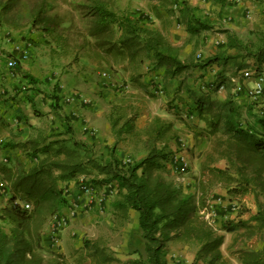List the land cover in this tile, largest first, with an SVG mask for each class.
<instances>
[{"label":"trees","instance_id":"16d2710c","mask_svg":"<svg viewBox=\"0 0 264 264\" xmlns=\"http://www.w3.org/2000/svg\"><path fill=\"white\" fill-rule=\"evenodd\" d=\"M17 1L0 0V24L15 27L18 19L13 11ZM231 1L234 0H215L220 6ZM251 1L264 6V0ZM180 2L190 37H200L213 28L209 19L194 15L184 0ZM50 7L48 0H28L29 26L50 37L57 46L67 48L64 19L51 13ZM80 8L88 18V25L80 36L76 55L85 49L84 56L105 62L109 57L119 58L136 66L145 58L152 59L153 70L163 67L164 80L203 70L223 59V54L231 49L236 53L234 59L253 61V66L240 62L238 70L251 67L257 74L264 62V31L257 34L255 42L248 43L225 31L223 53L196 62L191 58L181 59L179 48L160 30L139 22L149 16L134 19L118 13L110 0H90ZM155 16L162 18L157 11ZM19 68L17 65L16 69ZM20 74L27 84L39 83L23 71ZM184 80L185 77L176 92L184 91L192 100L191 106L187 104L189 112L195 113L205 124L201 137L213 138V154L207 156L204 167L217 158L225 159V169L209 167L210 173L227 188L230 196L237 198L253 193L255 197L257 209L253 215L237 221L223 220L220 230L241 229L248 238L256 236L262 243L259 249L242 248L236 252L241 264H264V118L254 115L250 103L243 105L236 101L230 79L219 75L215 86L207 89L216 92L223 86L227 93L224 100L214 99L207 91L194 89ZM54 98L58 101V97ZM135 118V113L127 114L118 105L112 106L108 115L116 143L134 138L141 140L146 153L132 162L123 161L113 151L109 157L95 154L89 144L74 137L66 124L61 131L39 133L25 141H8L1 145L3 149L19 150L30 165L26 166L19 157L0 161V179L9 194V203L0 209V219L9 225L7 231L0 229V264H60L57 258L49 260L43 254L47 241L45 229L69 204L61 185L86 174L92 175L87 183L96 192L102 189L113 192L110 206L114 216L126 219L130 210L138 213V228L144 240L143 255L125 261L107 253L98 241L84 240V257L90 258L91 264H167V243L173 240L197 245L195 262L227 264L221 252L224 236L205 218L210 209L204 200L195 202L192 194H184L181 186L160 173L163 162L172 158L165 143L157 146L165 128L155 123L139 132L134 126ZM2 120L0 117V127L4 124ZM25 204L29 208H25ZM238 213L241 215L243 211Z\"/></svg>","mask_w":264,"mask_h":264},{"label":"rangeland","instance_id":"374dc122","mask_svg":"<svg viewBox=\"0 0 264 264\" xmlns=\"http://www.w3.org/2000/svg\"><path fill=\"white\" fill-rule=\"evenodd\" d=\"M87 1L89 2L90 0H48L49 5H51L50 12L60 15L64 19L65 31L63 33L68 39V44L67 48H61L60 46L58 47L51 38L44 40L33 39V41H35L33 50L27 60L28 62L25 61L24 64L34 68L35 73H37L41 81L38 89H40V91L42 90L45 95L41 94L31 106L27 105L26 108H21L20 115L23 116V119H21V116H18V112H13V98L16 96V94L13 96V82L8 83V81L1 80L0 89L4 88L5 92H0V117L3 119L2 121L4 123L0 127V161L4 162L10 157H19L26 166H29L30 162L20 154L19 150L3 149L1 145L8 141H25L30 137H35L39 133L49 134V132L54 129H60L62 126L59 124L63 122L60 118H64V123L71 127L74 137L77 140L89 144L95 154L109 157L110 152L113 151L120 159L126 161L129 159V162L136 161L146 153L143 150L142 143L140 142L141 140L137 141V139L134 138L119 140L116 143L115 137L111 132L114 141L107 142L109 135L105 134L104 130H102V138L99 141L97 137L93 136L95 133L91 136L82 129L76 131L73 129L74 123H71L70 120L67 119L66 114L62 112V117L55 116L56 113L54 111L59 108V104L58 101L55 102L54 96L58 97V99L61 97L63 99L62 101L68 104L65 99H75L71 94L77 91L90 100L88 104H84L88 105L85 110L90 112V117L94 116L96 111L99 112V108H95V104L100 103L102 109L106 111L103 114L104 117L101 116L100 119L99 116L97 117V122L99 124L98 129H103V125L106 122L105 119L109 122L108 115L112 106L118 105L123 108L127 114H136L134 126L139 132H143L146 126L155 123L165 128L157 146L165 143L167 145L166 151L172 158L171 161L168 160L163 162V168L160 170V173L167 180L181 186L184 194H192L195 202H199L201 199L204 200L205 205L212 210L210 212V223L224 236V241L221 246L224 260L227 264H241L240 256L236 251L242 248L258 249L261 242L256 236L248 238L241 229L233 232L220 230V225L223 220L237 221L240 218L247 219L253 215L257 209L255 197L253 193L238 196L237 198L227 194V188L222 183L218 182L209 171V167L225 169L227 166H223V159L217 158L214 162L209 163L208 166H206L207 168L204 167L208 161L207 156L213 154V138L203 139L201 137V132L205 130V124L198 117L190 114L189 109H186L187 104H190V102L187 103L186 98H188V96L186 92L181 91L177 93L174 91L173 95L168 97L166 95L167 93L164 92V81L156 78L155 75L149 80L150 78L145 76L149 70L146 71L142 63L138 66L135 65L127 68L119 58L109 57L106 62L103 63L109 66L101 65L93 69L96 73L95 77L97 80L99 77H102L101 75L104 71H110L113 77H116V72L119 73L115 68H120L121 71L125 73L129 71L128 74H125L126 79L118 75L121 78L119 82L115 84L117 87L111 90V97L96 90L95 85L97 82L95 81L97 80L92 82L94 85L93 90L90 89L91 86H85L81 82L79 88H72L66 96L60 94V90L68 91L67 86L61 87V85H58L59 76L68 72L67 66L74 64V67H69V70H71L69 72L70 74H74L76 69H78L79 73H81V71L85 72V68L88 69L84 64H81V61L86 58L82 53H85L86 50H81V53L79 52V54L76 55L78 52L76 46L77 44L79 45L80 36L84 34L88 25V18L83 16L80 5ZM110 1L112 2L113 9L116 8V12L118 13H121L122 9L130 5V1L145 3L150 18H155L152 15V10L154 6H157V0ZM161 1L163 4L169 5L170 7L173 3L177 2L178 6L177 8L175 7L176 12L174 13L180 17L177 24H182L183 26L186 15L184 11H180V7H183L181 6V0ZM214 1L215 0H211L212 5H214ZM184 2H186V5H189L190 0H184ZM229 6L230 9L228 8L227 11L220 16H217L216 13L218 12L214 9H210L208 15H200V13L193 12L194 15L198 17L209 19L213 23V28L204 31L200 37H190L188 33L186 34L188 37L187 39L181 37V40L184 39L183 43L191 44V47H193V53L190 54L192 55V57L190 56L191 59L196 62H201L207 57L223 53L224 45L222 44V38L226 34L225 31H229V29L216 28L217 23L220 25H236L239 31L235 29V31L230 32L234 33L244 43L255 42L257 34L264 31L263 5L254 3L251 0H234L229 3ZM171 9L172 8H167L165 10L164 7H160L163 18L159 19L156 17V19H153V22H157L158 27L148 25L162 30L170 41H172L170 23L171 21L174 22L172 16L173 10ZM28 10V0H19L16 2L13 11L14 14H17L16 16L18 19L15 27L3 23L0 24V55L11 49L14 38L20 41L29 38L31 31H29ZM247 11H250V15H247ZM8 36H11L12 39L8 40ZM178 47L181 48L182 44ZM34 48H36V50H34ZM202 52L205 54L210 52V56L207 55L204 59H198L197 54L200 55ZM235 55L236 53L234 50H228L223 54V59L225 60L221 59L219 62H214L207 66L210 70L212 67L215 69L217 68L216 73L212 76L213 81L215 83L219 75L221 77L231 78L233 81L231 82L235 84V87L237 86V89L232 92V94L235 95L236 101L243 105L250 103L254 108V115L257 114L259 116L260 113H262L264 116V96L256 100H252V98L249 99L248 97V91L254 84L248 85L247 81H252L253 79L256 81V76L255 78L251 76L248 80L243 74V72L247 70L238 71L236 67L239 61L233 58ZM15 56L18 57V54ZM179 56L181 59L185 56L180 49ZM187 58L188 57H186V59ZM61 60L66 61L65 64H63L64 66H61ZM144 60L148 59L145 58ZM79 61L80 63L78 64L77 62ZM22 65L23 63H18V66H20L18 71H21ZM112 66H115V68ZM2 69L1 67V73H3ZM250 69L252 68L250 67ZM65 70L66 72H64ZM79 77L86 78V75H80ZM183 77H185L186 83L190 84V74L189 76L183 75ZM239 80L242 81V84L245 80L243 86L240 85ZM86 82L87 81H85V83ZM14 84L16 85V83ZM17 84L20 85L21 83ZM26 85L27 83L24 82L20 87L15 88L20 92L23 88H26ZM26 89L23 91L26 92L28 90ZM225 91L223 90L220 92L224 93ZM234 92L236 94H234ZM101 95H103V97ZM211 97L218 100L224 99V95L218 97L217 91L213 92ZM46 99H53L51 101V107L47 104ZM48 109H51V111L49 112ZM49 114H52L53 119H50L48 116ZM143 115L146 117V125L142 128L139 127V123H141V117ZM28 118L33 121L32 123L37 125V127H31L29 123H27V132L25 133L24 130L19 128L18 122H25ZM157 119L159 120L158 122H156ZM253 120V117L250 116V121L253 122ZM85 124L87 123H82V127ZM88 125L90 126V124ZM90 127L93 128V126ZM61 130H63V127ZM84 139H89L93 141V143L91 144ZM180 156L184 157L188 163V167L185 170L176 168L173 162L174 158ZM91 176L90 174L80 175L75 181L82 180L83 182H87ZM61 187L63 191L65 189V196L69 204L67 207L61 209L56 220H51L46 226L45 234H47V236H45L50 240L51 235L48 233L55 221L61 224L58 243L48 245V242H45L44 244L45 250L43 254L46 259L50 260L57 258L60 264H91V259L84 257V240L98 241L101 246L105 247L107 253H111V255L117 257L121 261L143 255L144 240L141 238V232L133 219V212L130 211L126 219L114 216L112 214L110 200L104 198V189L97 192L94 191V194L91 196H81V194L78 193L77 183L71 182L69 186L62 184ZM79 201L83 202L79 203ZM8 203L9 194L6 185H4L0 187V209ZM234 205H239L240 209L234 211L232 209ZM75 207H77L76 213H72ZM239 211H243V214L239 215ZM8 228L9 225L0 219V229L7 231ZM196 250L197 245L194 243H185L180 240L170 241L167 243V264H203L202 261H194Z\"/></svg>","mask_w":264,"mask_h":264},{"label":"crops","instance_id":"0c3cea01","mask_svg":"<svg viewBox=\"0 0 264 264\" xmlns=\"http://www.w3.org/2000/svg\"><path fill=\"white\" fill-rule=\"evenodd\" d=\"M157 2H158L157 6L156 7L154 6L153 7V10H152V12H153L152 15H153V17H155L153 19H156V16H155L156 11L162 16V12L160 10V7H164L165 10L167 8H172L171 10H173L172 11L173 12V15L172 16H173L174 22L171 21V23H170L171 24V26H170L171 27L170 32L172 34V41L173 42L170 41V40L169 41L174 46H177V47L180 44H182V47L181 48L178 47V48L180 49V51H183V54H185V56L183 57V59H186V57H188L187 59L191 58L192 55H190V54L193 53V47H191V44L183 43L184 42V39L181 40V37L186 38V39L188 38L187 35H186L187 34V31H186V22H187V20L185 19V23H183V26H182V24H177V21L180 19V17L177 14L174 13V12H176L175 5L178 6L177 2L176 3H173L171 5V7L169 5L163 4L161 0H157ZM231 2H229V3H231ZM213 4L214 5H212L211 0H190L189 5H187V6L189 7V9L193 10V12L200 13V15H208V11L210 9H214L215 11L218 12V13H216L217 16H220L224 12H226L228 8L230 9L229 4H227L225 6H220L215 1H214ZM127 6L125 7V9H122L121 10V13L126 14V15L134 18V19H136L139 16H145V17L146 16H149L147 20H142L141 19L139 22L140 23L144 22L146 25L158 27L157 22H153V19L150 18V14H149L146 6H145V3H142V2L137 3V2L130 1V5H127ZM114 10L117 11L116 8H114ZM162 18H163V16H162ZM159 19H161V18H159ZM29 28H30L29 31H31V33L29 35V38H31L32 40L33 39H36V40L42 39V40H44V39L50 38L48 36L46 37L45 35L41 34L40 32L36 31L35 29L31 28L30 26H29ZM216 28L229 29V32L230 31H235V29L239 31V28L236 25H234V24L233 25L232 24H230V25H226V24L225 25H220V24L217 23V27ZM160 31L162 32V30H160ZM222 41H223L222 44L224 45L225 44V41H226V34H225V36H223ZM34 43H35V41H34ZM193 44L195 45V42L194 41H193ZM34 50H36V48H34ZM210 52L211 53H214L212 51H210ZM210 52L207 53V54H205L204 52H202L201 56L202 57H205L207 55L210 56ZM236 60L239 61V63L240 62H242V63L243 62H247L251 66H253V61L251 59L248 60V61H245V60L242 61L241 58H237ZM121 61L123 62V65L124 66H127V68L128 67L135 66L134 64H128L125 60H121ZM0 62H2V61H0ZM65 62L66 61L61 60V66H64L63 64H65ZM104 62L105 61H103V60H97V59H94L93 57L86 56V58L83 61H81V64H84V66L88 67V69L85 68V70H84L85 72L81 71V73H79L78 72V69H76V71H74L75 72L74 74H70L69 73L71 71V70H69V67H74L73 66L74 64H71L70 66H67L68 67V72L67 73H64V74H62V75L59 76L58 85L59 86L61 85V87L62 86H64V87L67 86L68 91L66 92L65 90H63V91L60 90L61 91L60 94L66 96L69 93V91L72 90V88H75V87L76 88H79L81 82L85 86H88V87L91 86L90 89L93 90L94 85H93L92 82L95 81V80H97L96 77H95L96 73L93 71V69L98 68L101 65L109 66L106 63L103 64ZM3 63L0 64V68L1 67L3 68ZM77 63L79 64L80 61L77 62ZM142 64H143V66H145L144 68H145L146 71L149 70L148 73L145 74V76H147L148 78H150L149 80H151V78H153V76L155 75L156 78L161 79V80L164 81V83H163L164 88H165L164 92L167 93L166 95L168 97H170L171 95H173L174 91H176L175 88H177L178 85H179V80L181 81L184 78L182 76V77H175V78H171V79H168V80H164L163 79V67H160V68H157V69L153 70L152 69V59L144 60ZM112 67L115 68V66H112ZM65 69H66V67H65ZM115 69L120 73L119 74V73L116 72L115 73L116 74L115 75L116 77H113V75H111L110 71H104L105 73H107V79L104 81L101 77H99V79L97 81H95V82H97L96 85H95L96 86V90L107 94L108 97H111V95H110L111 90H114V88L117 87L115 85L116 82H119V80H120L121 77L125 78V74H128L129 73V71H127L126 73L124 71H121L120 68L119 69L115 68ZM216 69L212 67V69L210 70L208 67H206L203 70H198V71L192 72L190 74V76H191L190 77L191 78L190 85L192 86V88H194V89H201V91H207V89L210 86V84H211L212 87H214L215 85L213 84L214 81H213V77L212 76H213L214 73H216ZM236 69H237V67H236ZM244 70H249V71H252L253 70V71H255L254 68H252V69L246 68ZM22 71L25 72V73H27V74H29V75H31L33 78L38 79L39 83H37L35 86H33L32 84H27L26 85V88L28 90L26 88H23V90L26 89L27 91L24 92L23 90H21L20 91L21 93L18 92V90L15 87H20L21 84H23L24 82L26 83V80H24L22 78L20 80H19V78H17V79H10L8 77V75H7V73H6L5 70H2L3 73H1V78H2L1 80L8 81V83L13 82V96L16 94V96L13 98V107H14V111L13 112H15V111L18 112L19 113L18 116H21L20 115L21 108H24V107L26 108L27 105H30L31 106L32 104H34L36 98H38L39 96H41V94H44L45 95V93H43L42 90L40 91V89H38L39 88L38 86L41 84L40 83L41 81H40V78L38 77L37 73H35L34 68L33 67H29L27 64H24V62H23ZM64 72H66V70ZM255 72H254V74L251 75L254 78L256 76ZM80 75L81 76L82 75H84V76L86 75V78L79 77ZM118 75H120L121 77H119ZM251 76L247 77V79L249 80L251 78ZM224 78L229 80V78H227V77H224ZM231 80L232 79L230 78V81ZM85 81H87V82L85 83ZM184 81L186 82V79ZM14 83H16V85ZM17 83H21V84L18 85ZM239 83H240V85L243 86V84L245 83V80L243 81V84H242V81L241 80H239ZM247 84L248 85H253V84H255V80L253 79L252 81H247ZM212 87H209V88H212ZM234 87H235V84H234ZM223 90L225 91L224 87H223ZM223 90H221V91H223ZM234 90H235V88H232L231 89V93ZM17 92H18V94H17ZM225 92L222 93V92H220V91L217 90L218 97H220V95H224V99H225L226 94H227ZM83 94H85V93H83ZM208 94L210 96H212L213 95V92L210 91V92H208ZM234 94H236V93L234 92ZM101 96L103 97V95H101ZM107 96H106V98H107ZM224 99H221V100H224ZM52 100L51 99L47 100V104L50 107H51V101ZM62 100L63 99L61 97H60V99H58L59 108L56 109V111H54L57 114V115L55 114V116H61L62 117L63 116V113L66 114L67 119L70 120L71 123H74V128L73 129H75L76 131L78 129H82L83 127H82L81 124L84 123V122H86L87 123V124H85L86 127L89 126L88 124H90V126H93V128H95V131L96 132H95V134L93 136L97 137V139L99 141L102 138V130H104V133L105 134H108L109 135L108 136V139H107V142H111V141L113 142L114 141V138H113L114 135L112 136L113 133L111 134V132H112L111 126H110V123L107 121V119L104 118L106 122L103 125V129H98L99 128L98 127L99 124L97 122V117L99 116V119H100L101 116L104 117L103 114L106 111V110H103L102 109L100 103H96L95 104L96 105L95 108H97V109L99 108L98 109L99 112L96 111L94 113V116L90 117L89 116L90 112H88V111L85 110V108L88 107V105L81 104L77 100H72L70 103L67 104V103H64V101H62ZM186 100H187V103L190 102L191 105L193 104V103H191V99L190 98H186ZM190 104H188V105L191 106ZM240 104H242V103H240ZM188 105L186 106V109H188ZM48 111L50 112L51 109H48ZM253 111H254V108H253ZM107 112H108V110H107ZM186 114H188V113H186ZM190 114H193L195 117H197V115L195 113H190ZM48 116L50 117V119H53L52 114H49ZM255 116L264 118V116L262 115V113H260L259 116L257 114ZM21 119H23V116H21ZM28 120H26L25 122H18L19 128L22 129V130H24L25 133L27 132V125H28L27 123H29V126H31V127H37V125H34V123H32L33 121H31L29 118H28ZM60 120H62L63 122H61V124H59V125H61L62 127H64V125H65V123H64L65 122V119L64 118H62V119L60 118ZM145 125H146V117H145V115H143L141 117V123H139V127H142L143 128ZM50 126H52V125H50ZM62 127H60V129H54V130H52L51 132H49V134H51L53 132H56L58 130L61 131ZM84 140H86L87 142H89L91 144L93 143V141H90L89 139H84ZM115 140H117V139L115 138ZM127 160H129V159H127ZM223 162H224L223 163V166L226 167L227 166V161L225 159H223ZM130 211L133 212L132 213L133 214L132 215L133 216V219L135 221L136 226H138V213L135 212L134 210H130ZM261 245H262V243H261ZM261 245H260V247H261ZM263 261H264V258H263Z\"/></svg>","mask_w":264,"mask_h":264},{"label":"built area","instance_id":"2783aa9c","mask_svg":"<svg viewBox=\"0 0 264 264\" xmlns=\"http://www.w3.org/2000/svg\"><path fill=\"white\" fill-rule=\"evenodd\" d=\"M246 13L247 15H250V11H247ZM31 50H32V43L30 41L16 42L14 43V47L12 48L13 52L16 51L17 53H19L23 61L28 59V57L31 54ZM5 58L6 59L4 61V70L8 72V77L10 79H15L17 77V73L15 72V67L17 65V62L15 58H13L12 56H8ZM254 72L255 71L253 70L252 71L247 70V71H244L243 74L246 77H249L252 74H254ZM102 77L105 78L106 74L103 73ZM1 79L2 78H1V73H0V85H1ZM209 87H212L211 84ZM1 90L4 91L3 89ZM221 90H223L222 86L219 87L218 91H221ZM263 91H264V62L261 64V70L256 74V81H255L254 86L248 91V97L252 99H259L262 97ZM79 100L83 103L89 102V100L83 97L82 95L79 96ZM84 129H86V131H88L90 134H94L95 132L94 129L90 127H85ZM174 163L180 170H185L188 167L187 161L182 156L174 158ZM0 185H1V182H0ZM77 186H78V189L81 191L82 195L91 196L93 194V189L89 185L85 184L82 180L77 182ZM25 207L28 208L29 205H25ZM232 209L234 211L238 210L239 205H234ZM75 212H76V208L72 210V213H75ZM206 218L209 220L210 215L207 214ZM58 226L61 227V224L59 222H58ZM52 236H53L52 241L55 244H57L58 243V233L53 230Z\"/></svg>","mask_w":264,"mask_h":264},{"label":"clouds","instance_id":"9594fccd","mask_svg":"<svg viewBox=\"0 0 264 264\" xmlns=\"http://www.w3.org/2000/svg\"><path fill=\"white\" fill-rule=\"evenodd\" d=\"M175 7L177 8V6L175 5ZM8 34V33H7ZM22 38H24V37H22ZM7 39L8 40H10V39H12L11 38V36H8L7 37ZM23 41H30L31 43H32V50H33V47H34V41L31 39V38H26V39H24V40H18V39H15L14 38V42H12V47H11V49H9V50H7V51H5L4 53H1V55H0V61H2V62H0V64L1 63H3L4 61H5V57H8V56H12L13 58H15V60H16V62H17V65H18V63L19 62H21V63H23V62H25V61H27L28 59H29V57H28V59L27 60H22L21 59V56L19 55V53H17L16 51L15 52H13L12 51V48L14 47V43H16V42H23ZM8 43H9V41H8ZM31 50V51H32ZM16 54H18V57L17 56H15ZM31 55V54H30ZM197 58L198 59H204V57H202L201 56V54L199 55V54H197ZM17 65H16V67H17ZM16 67H15V72L17 73V77L15 78V79H17V78H19V80L21 79V74H20V71H18L17 69H16ZM2 70H4V63H3V69ZM21 71H22V67H21V69H20ZM6 71V70H5ZM1 73V72H0ZM6 73H7V75H8V72L6 71ZM104 74H106V77L105 78H103V77H101L104 81L107 79V73H105V72H103ZM102 73V74H103ZM102 76V75H101ZM232 81V80H231ZM233 82V81H232ZM213 84H214V82H213ZM0 87H1V85H0ZM23 88V87H22ZM2 89V88H1ZM0 89V92L1 93H4L5 92V89L3 88V90L4 91H2ZM235 89H237V86L235 87ZM71 95H73V97L75 98V99H73V100H77L79 103H81V104H88L89 102H90V100H89V102L88 103H83V102H81L80 100H79V96L81 95L80 93H78L77 91H74ZM263 96V95H262ZM84 97V96H83ZM67 99H69V98H66L65 99V101L66 102H68V103H70L72 100H67ZM253 100V99H252ZM254 100H256V99H254ZM86 126L84 125L83 126V131H85L86 133H88V134H90L88 131H86V129H84ZM87 127H90V126H87ZM90 128H92V127H90ZM92 129H94V128H92ZM94 131H95V129H94ZM95 133V132H94ZM91 136H92V134H90ZM123 161H125V162H129V160L128 161H126V160H124V159H122ZM174 162V161H173ZM175 164V163H174ZM176 165V164H175ZM176 168H178L177 166H176ZM0 182H1V185H0V187H3L4 185H5V183L0 179ZM71 182H73V183H77L78 181H75V180H72V181H70L68 184H66L67 186H69V184L71 183ZM85 184H87V185H89L87 182H84ZM90 186V185H89ZM92 189H93V187L92 186H90ZM94 189H93V194H94ZM64 192H65V189H64ZM104 192H105V195H104V198H107L108 200H110V202H111V200H112V198H113V192L112 191H105V189H104ZM78 193H80L81 194V196H84V195H82V193H81V191L78 189ZM109 195H111V196H109ZM83 201H79V203H82ZM25 205H28V204H25ZM24 205V206H25ZM26 208V207H25ZM29 208V207H28ZM75 208H77V207H75ZM240 209V208H239ZM212 210H210L209 212H207V213H205V218H206V215L207 214H209L210 215V212H211ZM203 213H204V211H202ZM76 213V212H75ZM211 216V215H210ZM207 219V218H206ZM210 219V218H209ZM208 220V219H207ZM209 221V220H208ZM209 223H210V221H209ZM211 224V223H210ZM212 225V224H211ZM60 229V227L58 226V221H55V223L53 224V227L50 229V231H49V233L48 234H50L51 236H50V240H48V237H46L47 236V234H45L46 236V239H47V241L46 242H48V245H53V244H55L53 241H52V232H53V230L55 231V232H57L58 233V236H59V230ZM58 241H59V237H58ZM166 258V257H165ZM166 263H167V261H166Z\"/></svg>","mask_w":264,"mask_h":264}]
</instances>
